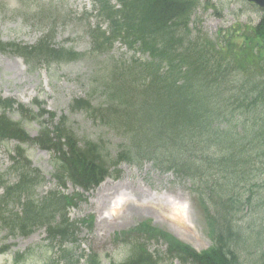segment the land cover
<instances>
[{
  "label": "trees",
  "instance_id": "1",
  "mask_svg": "<svg viewBox=\"0 0 264 264\" xmlns=\"http://www.w3.org/2000/svg\"><path fill=\"white\" fill-rule=\"evenodd\" d=\"M199 4V0H93L97 22L84 17L91 42L87 52L54 46L53 29L58 21L52 23L50 17L45 18L50 25L48 34L33 48L0 40V52L14 49L30 68L50 60L69 63L101 57L116 43L145 56L124 65L116 63L106 71L100 86L91 85L105 92V107L87 98L74 100L69 107L122 133L126 144L114 156L104 154L101 143L81 144L65 116L54 126L56 115L42 109L44 103L38 100V114L21 104L17 108L42 124L38 137L33 138L21 121L8 114L17 103L0 98V142L20 143L18 157L13 158L17 183L0 182L6 191L0 197L2 229L12 236L27 237L46 227L49 241L60 244L65 264H78L65 245L77 244L80 225L93 226L92 218L73 222L69 217L68 211L79 204L81 194L51 190L38 198L36 189L44 179L32 168L22 147L32 144L52 153V178L60 188L72 183L92 191L121 162L139 165L148 161L190 178L199 203L204 206L207 195L214 208L208 217L213 247L198 252L169 232L154 228L151 221L122 233L163 242L170 264H247L253 250L264 255V240L259 236L264 231L263 209L257 214L263 220L255 227L236 214L240 206L264 205V183L258 175L264 171V15L258 25L247 26L245 34L238 30L213 47L191 29ZM44 8H38L36 16L44 15ZM47 114L49 123L42 120ZM8 204H21L20 216L1 207ZM125 244L130 247L128 259L111 264H158L161 260L136 241ZM6 250L0 248V255ZM27 254L17 255L16 264ZM84 257L87 264H102L96 255ZM258 263L255 259L254 264Z\"/></svg>",
  "mask_w": 264,
  "mask_h": 264
},
{
  "label": "rangeland",
  "instance_id": "2",
  "mask_svg": "<svg viewBox=\"0 0 264 264\" xmlns=\"http://www.w3.org/2000/svg\"><path fill=\"white\" fill-rule=\"evenodd\" d=\"M199 3L192 16L191 29L194 36L207 40L213 47L238 30L245 34L246 27L258 25L264 15V11L244 0H199ZM44 6L46 13L36 16L38 8ZM93 14L96 13L92 0H0V40L7 44L33 48L48 34L50 25L45 18L50 17L52 23L58 21L53 29L54 46L72 48L77 53L87 52L91 42L86 33L87 20L84 17L90 16L91 22H97ZM143 57L142 53L135 54L122 43H116L110 53L101 57L93 56L69 63L50 60L48 64L37 67L31 65V69H28L15 50L8 48L0 52V97L22 104L26 110L36 114L40 113L35 105V100L38 99L44 103L42 109L56 115L54 126L65 116L68 126L73 128L81 144L101 143L106 148L104 154L114 156L123 151L126 144L122 133L93 121L84 112L70 111L69 107L74 100L82 98L92 100L95 106L105 107L108 102L105 92L96 90L91 85L100 86L102 78L108 73L106 71L116 63L124 65L132 59ZM8 114L12 120L21 121L29 135L38 137L42 129L39 120H31L16 109ZM42 120L49 123L50 115L47 114ZM51 128L53 129L52 125ZM5 146L12 149L15 144L9 142L0 146V152ZM23 147L32 161V168L39 170L44 179L36 189L38 198L51 190L69 196L74 193L83 195L79 204L70 210V218L74 222L92 218L93 226L90 229L80 226L77 253L85 249L87 254L98 256L102 264H111V261L122 263L130 255V247L125 242L136 241V244L146 246L154 258L161 259L158 264H170L166 255L167 247L163 242L149 241L145 236L122 234L132 231L144 221H151L154 228L169 232L198 252L213 247L212 230L209 228L211 220L208 217L214 212V208L207 195L203 196L205 205L199 203L196 188L185 175L168 170L165 165L156 166L148 161H142L139 165L121 162L91 192L84 193L72 183H67L60 189L57 181L52 178L53 157L39 146L27 144ZM9 160L5 154L0 153V173L8 182L14 183L16 177L9 168ZM262 173L264 171H260L258 175L260 182L264 183ZM261 188H258V194H262ZM214 200L216 201L215 198ZM127 201L137 209L151 204L155 211L146 210L142 216L120 211ZM262 209L264 212V205L259 204L250 208L240 206L237 218L245 220L246 224L258 226L263 219L259 220L257 214ZM169 210L171 213H167ZM163 215H169L170 218L165 220ZM259 236L264 240V231ZM46 240V227L35 230L27 237L20 234L13 237L0 227V247H9L8 252L0 256V264H15L16 255L27 251L29 256L20 264H56L60 251L56 245L52 246ZM76 247L74 246V250ZM257 252L253 250L250 254L252 260L247 261V264H254L255 259H258V264H264V255ZM81 264L86 263L83 261Z\"/></svg>",
  "mask_w": 264,
  "mask_h": 264
},
{
  "label": "bare ground",
  "instance_id": "3",
  "mask_svg": "<svg viewBox=\"0 0 264 264\" xmlns=\"http://www.w3.org/2000/svg\"><path fill=\"white\" fill-rule=\"evenodd\" d=\"M142 199L144 198V196H142L141 197ZM129 203V201H127L126 203H125V205H123L122 206V208H121V210L120 211H126V213H128L129 212V214H133V215H140V216H142V215H144V212L147 210V212H150V211H153L154 209L152 208V206H151V204H146V205H143V206H141L139 209H137L135 206H133V204L131 205V204H128ZM112 209V208H111ZM155 211V210H154ZM157 211V210H156ZM162 212H158V214H161ZM164 213H166V210L164 211ZM167 213H171V211L169 210ZM163 217H164V219L165 220H167V219H169L170 217H169V215H166V216H164L163 215ZM181 218V217H180ZM178 220H180L179 218H178ZM181 222H183L182 221V218H181V220H180ZM175 234V233H174ZM177 237H179L177 234H175ZM182 237V236H181Z\"/></svg>",
  "mask_w": 264,
  "mask_h": 264
},
{
  "label": "water",
  "instance_id": "4",
  "mask_svg": "<svg viewBox=\"0 0 264 264\" xmlns=\"http://www.w3.org/2000/svg\"><path fill=\"white\" fill-rule=\"evenodd\" d=\"M264 9V0H246Z\"/></svg>",
  "mask_w": 264,
  "mask_h": 264
}]
</instances>
